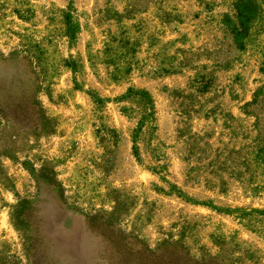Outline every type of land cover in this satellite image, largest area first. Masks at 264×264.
Listing matches in <instances>:
<instances>
[{"label":"rangeland","instance_id":"obj_1","mask_svg":"<svg viewBox=\"0 0 264 264\" xmlns=\"http://www.w3.org/2000/svg\"><path fill=\"white\" fill-rule=\"evenodd\" d=\"M233 2L0 0V264H264V0L243 49Z\"/></svg>","mask_w":264,"mask_h":264},{"label":"trees","instance_id":"obj_2","mask_svg":"<svg viewBox=\"0 0 264 264\" xmlns=\"http://www.w3.org/2000/svg\"><path fill=\"white\" fill-rule=\"evenodd\" d=\"M233 9V15H226L223 18V22L228 27L236 47L238 49H243L250 25L255 17H257L259 7L255 0H234ZM137 93L148 103L151 101V98L147 92L138 91ZM261 98L264 105V94H262ZM164 250L169 257L168 261L165 262V264H211V262L209 261L212 259L210 255L206 260L205 258L200 260L194 259L190 257L188 252H186L185 249H182V247H180V245L176 241L166 242Z\"/></svg>","mask_w":264,"mask_h":264}]
</instances>
